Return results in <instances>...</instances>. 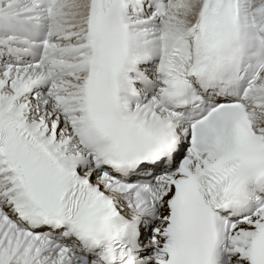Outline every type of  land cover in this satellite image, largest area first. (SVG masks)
I'll use <instances>...</instances> for the list:
<instances>
[{
    "label": "snow or ice",
    "instance_id": "6c2138e0",
    "mask_svg": "<svg viewBox=\"0 0 264 264\" xmlns=\"http://www.w3.org/2000/svg\"><path fill=\"white\" fill-rule=\"evenodd\" d=\"M0 264H264V0H0Z\"/></svg>",
    "mask_w": 264,
    "mask_h": 264
}]
</instances>
